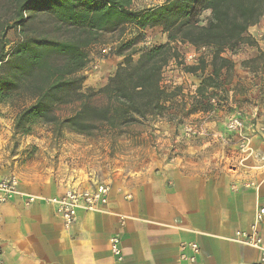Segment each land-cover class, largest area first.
Returning <instances> with one entry per match:
<instances>
[{
  "label": "crops",
  "instance_id": "obj_1",
  "mask_svg": "<svg viewBox=\"0 0 264 264\" xmlns=\"http://www.w3.org/2000/svg\"><path fill=\"white\" fill-rule=\"evenodd\" d=\"M133 7L135 8V0ZM204 14L207 16L209 11ZM263 31L264 23L259 22L251 26L247 34L256 36ZM161 37L164 38L162 42L167 41L165 33ZM262 43L247 49L250 52L264 50V41ZM99 45L98 41L88 49L89 59ZM224 55L235 62V68L229 77L223 76L220 88L208 90V93L215 94L220 99L226 98L221 105L223 111L210 106V115L215 118L208 125L212 130L210 135L214 136L213 140L217 141L220 137L224 144L238 150L241 163H236L232 168L194 165L190 164L192 156L171 160L166 155L160 156L154 152L151 162L155 161L158 165L143 166L130 179L116 178L113 182L108 181L112 185L109 203L100 210H79L78 221L71 227L64 226L53 203L41 198L59 195L66 186L46 191L44 184L20 180V191L34 194L39 199L26 204V198L18 195L0 204V246L4 251V264L257 262L260 251L241 242L236 232L250 227L254 221L256 202L264 199V133L255 132L251 128V123L264 111V101H253L250 104L243 102L247 96L264 95V72L253 71L249 66L241 68L239 56L232 55L228 50ZM256 56L248 55L243 60ZM122 59L115 54L113 58L100 59L99 66L107 76L104 79L87 78L88 85L103 86ZM210 72L208 69L205 74ZM170 76L174 87H182V94L167 102L171 105L168 113L171 118L162 117L153 124L155 132H161L164 137L163 145H169L172 141L178 123L175 117L177 119L181 112L179 104H201L197 99L196 89L201 83L202 74L186 73L178 80L173 75ZM174 87L170 86V89ZM201 107L202 105L193 113L205 117L209 111ZM227 108H230L229 111ZM238 110L243 112L245 132L253 150L248 157L240 149L238 135L226 130L227 120ZM140 125L142 124H134L124 129ZM183 148L187 154L195 151L201 153V150L191 151L192 147ZM8 172L11 171L0 172V177ZM251 182L254 184L251 185ZM119 215L125 216L124 225L120 224ZM259 229L264 237V221ZM115 234L122 241L121 260L110 250V237ZM185 241H196L200 245L201 252L195 263L180 257V244Z\"/></svg>",
  "mask_w": 264,
  "mask_h": 264
},
{
  "label": "trees",
  "instance_id": "obj_2",
  "mask_svg": "<svg viewBox=\"0 0 264 264\" xmlns=\"http://www.w3.org/2000/svg\"><path fill=\"white\" fill-rule=\"evenodd\" d=\"M39 13L66 27L68 36L26 34ZM263 16L264 0H164L140 9L133 0H0V103L18 106L15 134H30L38 123L50 126L55 137L64 130L88 137L123 133L124 127L169 115L167 102L182 87L168 88L163 75L176 61L184 72L202 74L198 106L209 108L208 90L220 88L235 66L224 52L253 44L248 30ZM129 26L131 36L121 37L113 50L123 58L114 74L99 88L84 87L88 49L104 34L126 35ZM154 27L162 28L167 41L137 47ZM14 30L19 39L12 43ZM178 45L209 51L197 64H184ZM65 106L73 110L61 115Z\"/></svg>",
  "mask_w": 264,
  "mask_h": 264
},
{
  "label": "rangeland",
  "instance_id": "obj_3",
  "mask_svg": "<svg viewBox=\"0 0 264 264\" xmlns=\"http://www.w3.org/2000/svg\"><path fill=\"white\" fill-rule=\"evenodd\" d=\"M160 0H135V8L140 9L152 6ZM207 16L202 15L205 19ZM43 14H36L29 27H25L28 35L49 33L53 37L65 38L68 36L66 27H59L53 20L46 19ZM260 22L264 23V16ZM125 30L126 35H120L119 32L113 34H104L99 42L94 55H91L90 62L84 71L87 78H106L107 74L102 72L100 64L101 60L113 58V50L121 40L130 37V31ZM131 29V28H130ZM163 30L161 27H154L144 32L147 41L150 44H161ZM253 44H240L235 49H227L232 55L239 56L241 68L249 66L253 71L264 72V50L258 49L250 52L249 46L263 44L264 31L261 34L252 36ZM19 32H10V41L12 43L18 41ZM258 41H261L258 43ZM117 42L115 45L113 43ZM139 42L137 47L143 45ZM110 47V54H104L101 48ZM264 49V45L262 46ZM178 49L182 53L193 49L190 45H178ZM257 55L249 60H243L248 55ZM110 56V57H109ZM137 57V55H135ZM98 59V60H97ZM99 61V63H98ZM93 63H98V68L92 67ZM164 70L165 85H172L171 76L177 79L186 72L182 70L176 61H172ZM170 66V67H169ZM235 68V67H234ZM172 71V72H171ZM259 82V80H257ZM251 83V82H249ZM84 87H89L87 80ZM93 87V86H91ZM94 88H99L95 87ZM247 89H249L247 87ZM181 90L179 94H182ZM243 102L247 104L257 101H264V95H250ZM224 98H221L223 101ZM183 102H181L182 104ZM180 116L175 117L177 120L176 130L172 141L169 145H163V135L161 132H155L153 124L162 117H157L151 121L145 122L140 127L125 130L123 133L101 132L93 136L79 135L68 130H64L61 136L55 137L50 126L38 123L32 127V132L27 135L15 134L13 131L14 117L18 111V106L9 102L0 103V172L11 171L19 175L20 180L26 183H41L45 185L46 191H51L56 187L78 185L88 183L95 180L112 181L114 179H130L137 170H141L143 166L150 164L158 165L152 161L154 152L160 156L166 155L167 159H181L187 155L190 158V164L194 165H221L232 168L236 163H241L238 150L224 144L223 140H213L211 136L212 130L208 125L215 117L211 116L212 110L205 108L208 112L206 116H197L195 112L200 105L191 104L185 106L182 104ZM222 104L216 109L223 111ZM187 107V108H186ZM202 108V107H201ZM230 108L226 110L229 111ZM73 106H65L59 113L61 115L70 114ZM211 110V111H210ZM224 115V114H223ZM164 117H170L166 115ZM223 116H220V118ZM184 123L196 124L201 130L200 137H192L186 139L182 137L181 128L178 125ZM144 133H146L144 135ZM160 139V140H159ZM163 145V146H162ZM201 146L202 150H201ZM192 147L191 151L198 150L201 153L184 152V148Z\"/></svg>",
  "mask_w": 264,
  "mask_h": 264
},
{
  "label": "built area",
  "instance_id": "obj_4",
  "mask_svg": "<svg viewBox=\"0 0 264 264\" xmlns=\"http://www.w3.org/2000/svg\"><path fill=\"white\" fill-rule=\"evenodd\" d=\"M144 44L150 45L147 38ZM183 46V45H181ZM111 48L104 47L102 52L109 54ZM209 49L202 46L199 49L193 47L190 51L182 53L180 60L184 64H197L201 55L206 54ZM94 69L98 68V63H93ZM164 77V75H163ZM165 85L166 81L163 79ZM174 87L173 85H171ZM168 87V86H167ZM170 88V87H168ZM209 103L213 107L223 104L222 100L217 95L209 96ZM251 123V128L255 132L264 133V111L257 116ZM182 131V137L190 139L192 137H200L201 130L196 124L184 123L178 125ZM246 126L243 119V112L236 111L226 123V130L231 134H237L239 137L240 149L248 156H251L253 150L250 146L251 142L249 136L245 132ZM254 184L251 182V185ZM20 177L15 172H8L0 177V204L6 203L15 196L23 195L26 204L34 203L38 196L31 193H22L19 189ZM112 190L111 183L107 181L95 180L85 184L69 185L65 190L56 196L41 197L43 200L53 203L56 207L57 213L60 215L65 227H71L78 221V211L83 209L87 211L100 210L109 203L110 194ZM126 218L124 215H119V222L124 225ZM264 221V199L257 200L255 207L254 221L246 230H238L236 236L246 245L254 247L260 251V258L254 264H264V237L260 232L259 226ZM111 253L122 259V241L119 235L115 234L110 237ZM200 245L196 241H185L180 244V257L190 263H195L200 255ZM4 251L0 246V264H4Z\"/></svg>",
  "mask_w": 264,
  "mask_h": 264
}]
</instances>
